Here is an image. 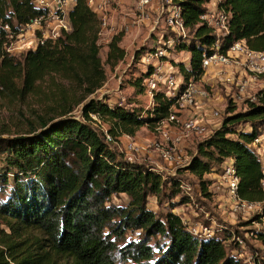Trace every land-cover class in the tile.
<instances>
[{
    "label": "trees",
    "instance_id": "trees-1",
    "mask_svg": "<svg viewBox=\"0 0 264 264\" xmlns=\"http://www.w3.org/2000/svg\"><path fill=\"white\" fill-rule=\"evenodd\" d=\"M33 1L0 0V96H39L38 85L47 75L54 86L46 98L51 104L36 115L37 126L31 124L28 132L16 136L0 135V264H247L233 254L238 245L230 241L232 235L191 234L171 212L174 204L160 216L148 209L150 196L162 198L170 183L167 198H174L182 193L184 181H165L153 168L125 160L89 123V114H98L113 138L134 137L143 127L153 131L167 118L174 100L157 94L153 107L144 109L134 102L133 107H110L90 98L106 82L104 63L115 69L126 52L120 46L123 34L118 33L106 45L102 63L100 20L86 0L75 1L69 33L28 51L21 60L7 55L4 27L15 33L43 15ZM171 1L192 33L191 40L175 44L190 54L188 67L175 65L185 82L202 75L203 58L225 53L236 41L264 52V0H220L217 8L228 16L227 33L221 37L200 20L210 0ZM145 50L135 51L134 64ZM143 75L132 83L138 95L143 94ZM52 79L68 87H57ZM255 96L243 112L228 107L219 128L197 142L181 174L196 177L204 191V176L216 174L230 161L239 179L238 196L261 204L262 213L255 218L261 220L264 173L252 143L264 130V88ZM80 105L76 119L71 113ZM119 195L128 198L126 205L111 203ZM136 232V239L127 237ZM259 239L264 241V233Z\"/></svg>",
    "mask_w": 264,
    "mask_h": 264
},
{
    "label": "rangeland",
    "instance_id": "rangeland-1",
    "mask_svg": "<svg viewBox=\"0 0 264 264\" xmlns=\"http://www.w3.org/2000/svg\"><path fill=\"white\" fill-rule=\"evenodd\" d=\"M219 1L212 0L211 2L210 0L206 9L210 6L212 10L217 6ZM137 4L138 0L136 1V6ZM155 18L156 16L152 14L151 25L148 27L144 26L147 28H140L139 40L141 43H136L134 47L125 51L126 57L124 61L118 64L115 69H111L104 63L107 48L105 47V43L101 44L99 56L102 63H104L106 82L90 98L105 101L110 107L118 103L126 105V107H133L132 105L134 104H131V102H134L141 108L150 109L151 101L147 97H144V95H138L137 91H139V88H135L132 84L146 70L140 62L133 63L135 51L141 48L146 49L144 55L148 54L146 51L149 49H153V51L155 49H164L166 51V55L162 58L165 63L164 67H171L178 74L181 73L175 65L182 64L184 67L189 66L190 54L185 51H178L175 48V44L191 40L192 33L186 29L183 35L179 34L176 30L167 26L164 18H160L158 26L154 31L149 32ZM25 53L16 58L21 60ZM229 75L233 78L234 84L225 83L224 74L219 72V69H206L201 76V84L207 91L209 98L200 116L203 117V121L209 130L214 131L219 128L223 119L227 116L228 107L234 105L236 112L245 111L248 104L251 103L249 97L256 95L258 91L264 88V74L250 75L241 65L232 67ZM51 77L47 75L43 82L38 85L37 90L41 92L39 96L28 95L25 98H12L7 95L0 96V135L3 137L16 136L28 132L31 124L37 126L36 115L41 113V108L45 104H51L46 102L47 95L54 90V86L51 84ZM52 80L57 87L64 89L68 87L67 84L61 83L58 79ZM236 82L247 85L243 94L238 93ZM234 97H237L238 100L234 101ZM81 107V105L76 107L71 113L76 119H80ZM208 111H217L219 117L217 119L209 118L207 116ZM101 123L102 130H107L108 126L102 121ZM244 128L246 130L249 129L248 126ZM176 132L179 133V130ZM152 136V131L143 127L132 138L137 144L145 145ZM199 140L200 138L194 134H190L184 138L183 148L177 151L184 163H187L186 159L191 158L195 153V147ZM261 153L260 159L263 160L264 153ZM122 155L125 160L130 161L127 156ZM132 158L134 161L132 163L159 169L163 180L168 181L175 177L180 178L189 188L188 193L191 197H188L187 194L180 193L174 198H167L169 187H171L170 183H167L166 187H164L165 194L162 198L149 197L148 209L160 216L169 210L170 204H174L175 208L171 212L179 215L187 227H195L196 225L200 226L199 229L205 227L211 231V236L228 237V235H235L243 241L241 248L238 247L233 251L235 256H237V253H242L240 259H244L247 264H252L255 260L264 263V241L259 239V233H264V219L255 220L257 215H261L262 209L261 207L243 210L233 209L229 202L228 193L220 183L221 170L216 174L204 176L203 179L207 182V186L206 190L203 191L196 177L189 173L181 174V170L184 167L169 166L162 160H158L155 157L151 158L147 154H134ZM111 203L115 205H126L128 198L125 195L113 196ZM137 233H129L127 237L134 240L138 236ZM202 236L204 235L202 234ZM230 241H234V239Z\"/></svg>",
    "mask_w": 264,
    "mask_h": 264
},
{
    "label": "built area",
    "instance_id": "built-area-1",
    "mask_svg": "<svg viewBox=\"0 0 264 264\" xmlns=\"http://www.w3.org/2000/svg\"><path fill=\"white\" fill-rule=\"evenodd\" d=\"M75 1L34 0V7L43 11L42 16L31 20L28 24L21 25L15 33H12L8 26L4 27L7 31V38L3 48L7 55L18 57L24 52L36 50L38 46H43L47 41H55L63 34L69 33L71 31L69 13ZM153 1L138 0L133 23L124 27V29L122 28L118 33L129 32L131 28L133 29L143 22H150L151 24L150 7ZM86 2L87 6L100 20V39L105 34L110 37L118 34L116 29L111 28L109 24V12L117 0H86ZM157 3L159 13L157 19L153 20L151 31H154L158 26L159 19L164 18L167 26L183 35L186 28L181 20L179 8L172 4L171 0H157ZM200 20L211 27L217 36L221 37L227 33L228 16L219 10L217 6L212 10L210 6L207 7ZM165 52L164 49H155L153 52H147L148 54L143 55L139 61L146 69L142 72L144 75L141 78V86L143 95L151 101V107H153L154 96L157 94L163 95L166 99L174 100L167 118L156 124L152 131L153 136L148 139L145 145L137 144L128 135L113 138L107 130H102V120L98 114H89V123L94 129L103 133L104 141L111 149L127 156L129 162H134L132 158L134 154H147L151 158L155 157L162 160L169 166L181 168L185 167L190 161V158H187V163H184L177 152L183 148L184 138L194 134L200 140H203L213 133L212 130L207 129L203 117L199 116V111L206 105L209 98L207 91L201 84V76L206 69H219V72L224 74V82L234 84L233 78L229 74L230 69L236 65L243 66L250 75L264 74V52L251 51L246 47L244 41H236L225 53H214L203 58L202 75L197 80L192 78L187 82L173 68L164 67L165 63L162 58L166 55ZM246 87V84L236 82V89L239 94H243ZM255 99V95L249 97L251 102H255ZM237 100V97H234V101ZM118 105L123 104L118 103ZM218 117L219 113L217 111H211L209 114V118L217 119ZM177 130H179V133L181 132L180 135L176 132ZM252 147L261 158V152L264 153V132L254 139ZM261 162H263L264 173V159ZM153 170L160 173V170L156 167ZM220 183L223 189L227 191L233 209L243 210L261 207L259 203H247L240 199L238 196L239 179L230 161H226L221 166ZM187 186L185 182H182L180 188L182 193L191 197ZM261 187L264 191V178L261 180ZM199 227V225L189 226L187 229L195 236H202V234L203 237L213 236L207 228L202 227L199 229ZM232 239L241 248L243 245L242 239L235 235L232 236ZM237 256L240 258L242 253H237Z\"/></svg>",
    "mask_w": 264,
    "mask_h": 264
},
{
    "label": "crops",
    "instance_id": "crops-1",
    "mask_svg": "<svg viewBox=\"0 0 264 264\" xmlns=\"http://www.w3.org/2000/svg\"><path fill=\"white\" fill-rule=\"evenodd\" d=\"M136 1L137 0H117L116 4L112 8V10L109 12V24H110L111 28L116 29V31L119 32L122 28L124 29V27L133 23L134 15L136 12ZM150 12H151V15L152 14L155 15L156 16L155 19H157L158 13H159L157 0L153 1L152 6L150 7ZM140 24H142V25L140 26ZM140 24L138 26L134 27L133 29L131 28L129 30V32H125V31L121 32V33H123L121 46L125 51H127L131 47H134V44L141 43V41L139 40L140 33H141L140 28L141 27L147 28L148 26L151 25L150 22H143ZM144 26H147V27H144ZM152 29L153 28L151 27L149 29V32ZM111 38L112 37L105 34L99 40V44L101 45V44L105 43V47H106V45L108 44V42L110 41ZM175 69H177V68H175ZM203 110H204V107H202V109L199 111V116ZM208 112L209 113L207 114V116H209L211 111H208Z\"/></svg>",
    "mask_w": 264,
    "mask_h": 264
}]
</instances>
